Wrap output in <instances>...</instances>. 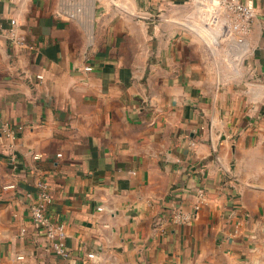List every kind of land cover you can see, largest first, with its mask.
I'll use <instances>...</instances> for the list:
<instances>
[{"label":"crops","instance_id":"1","mask_svg":"<svg viewBox=\"0 0 264 264\" xmlns=\"http://www.w3.org/2000/svg\"><path fill=\"white\" fill-rule=\"evenodd\" d=\"M186 1L94 0L68 18L0 0V264H217L264 246V0H241L255 19L226 80L157 15ZM38 181L67 258L28 220Z\"/></svg>","mask_w":264,"mask_h":264},{"label":"built area","instance_id":"2","mask_svg":"<svg viewBox=\"0 0 264 264\" xmlns=\"http://www.w3.org/2000/svg\"><path fill=\"white\" fill-rule=\"evenodd\" d=\"M186 8L160 9L157 14L167 17L179 24L186 31L201 38L204 43L217 54L227 58H234L236 54L245 53L248 38L255 19V7L251 2L241 0H187ZM11 25H15L12 20ZM6 130V129H5ZM59 156V155H58ZM32 158H41L39 154H33ZM13 187L12 185L8 186ZM35 195H27L30 202L27 209L28 220L36 235L42 237L48 249L54 255L67 258L69 251L65 246V228L62 223L51 220L47 209L52 203V195L48 185L38 181L35 185ZM204 196L198 192V202L201 203ZM199 205L196 204L189 212L175 210L171 212L169 221L174 225H189L197 216ZM25 228H21L22 236ZM18 259H22L21 256Z\"/></svg>","mask_w":264,"mask_h":264},{"label":"rangeland","instance_id":"3","mask_svg":"<svg viewBox=\"0 0 264 264\" xmlns=\"http://www.w3.org/2000/svg\"><path fill=\"white\" fill-rule=\"evenodd\" d=\"M49 3L50 8H52L55 12L63 15L68 16L71 14L80 15V14H90L92 13L94 0H46ZM214 50V49H213ZM211 51L213 53V62L218 67V73L219 76L222 79H228V71H226L227 67H230L231 63L227 61L226 57L223 56H217L214 51ZM224 58V59H223ZM242 66L239 65V67L236 66V71H242ZM231 75V74H230ZM217 264H264V246L253 249L250 252V255L239 260H233V259H220V261Z\"/></svg>","mask_w":264,"mask_h":264}]
</instances>
